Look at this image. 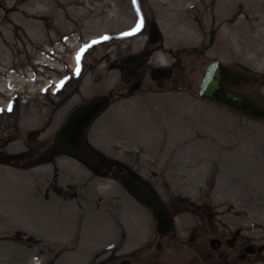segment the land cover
I'll use <instances>...</instances> for the list:
<instances>
[{
  "label": "rangeland",
  "instance_id": "1",
  "mask_svg": "<svg viewBox=\"0 0 264 264\" xmlns=\"http://www.w3.org/2000/svg\"><path fill=\"white\" fill-rule=\"evenodd\" d=\"M70 1L66 19L55 0H0V155L10 157L0 163V264H224L211 242L236 232L264 264V121L198 95L219 61L248 74L244 91L264 103V0ZM141 18L142 30L125 36ZM227 23L236 25L229 37ZM147 52L125 83L120 59ZM160 66L173 68L161 89L149 78ZM100 95L111 103L87 142L174 213L167 237L112 173L58 152L23 165L49 149L71 110ZM52 224L61 238L48 237ZM78 236L90 254L67 248ZM45 242L65 248L50 253Z\"/></svg>",
  "mask_w": 264,
  "mask_h": 264
},
{
  "label": "water",
  "instance_id": "2",
  "mask_svg": "<svg viewBox=\"0 0 264 264\" xmlns=\"http://www.w3.org/2000/svg\"><path fill=\"white\" fill-rule=\"evenodd\" d=\"M160 39L161 34L157 24L151 22L148 26V43L155 45ZM149 55L150 52L126 56L120 59V64L127 69H135L142 65ZM172 75L173 68L160 66L149 70V78L159 89L165 86L166 81ZM100 76L97 74L94 82H98ZM127 78V74H124L125 83L128 82ZM250 83L251 77L240 69L213 61L202 74L198 85V95L203 101L225 108L249 121L261 123L264 121V103L244 91ZM111 98L107 95L94 96L77 105L54 134L49 149L44 154L26 161L23 165L26 167L39 160H48L52 153L58 152L79 160L98 175L112 173L122 184L124 190L150 211L158 236L167 237L173 232L174 226L171 213L165 204L149 186L138 180L135 174L123 171L121 167L116 166L115 161H103L87 142V135L92 124L109 108ZM39 135V130L28 131L26 139L33 142ZM9 161L8 156L0 155V163L8 164ZM121 264H130V262L122 260Z\"/></svg>",
  "mask_w": 264,
  "mask_h": 264
},
{
  "label": "flooded vegetation",
  "instance_id": "3",
  "mask_svg": "<svg viewBox=\"0 0 264 264\" xmlns=\"http://www.w3.org/2000/svg\"><path fill=\"white\" fill-rule=\"evenodd\" d=\"M120 67L121 69H123L124 73L127 74V76H129L132 73V71L135 70V69H127L122 66ZM239 235L240 233L236 232L226 239L216 238L214 242L213 241L211 242V245L209 243L211 251L219 255L221 262H223L224 264L258 263V261H255L258 256V249L255 246L250 245L249 242L246 243L243 240L241 241Z\"/></svg>",
  "mask_w": 264,
  "mask_h": 264
},
{
  "label": "bare ground",
  "instance_id": "4",
  "mask_svg": "<svg viewBox=\"0 0 264 264\" xmlns=\"http://www.w3.org/2000/svg\"><path fill=\"white\" fill-rule=\"evenodd\" d=\"M72 5H73V2H71L70 0H55V6H58L60 8L62 7V11H59L60 12L59 14L62 16V18H66L63 16H67L69 14L70 9L72 10ZM63 6H64V8H63ZM57 14H58V12H57ZM62 18H60V20H62ZM214 25H215L214 22H212L211 28H213ZM235 29H236V25H229L227 23L224 26L223 30L226 33V35L229 37L232 35V33ZM71 46H73V44H71ZM159 63L164 64V60L160 59ZM3 90H4V86L0 85V92H2ZM46 233H47L48 237L51 239H59L65 234V230L60 228L57 224H52V225H48V227L46 228ZM79 237L80 236H78V239L75 240L74 242H72L71 245H68L67 248H69V249L72 248V250H74L77 254H90V250L85 247V244H83L82 241L79 244V241H78V240H80ZM45 243H46V246L48 247L47 252H50V253L55 254V253H58L60 251H63V249L65 248V246L63 244H59V243H55V242H52V243L45 242Z\"/></svg>",
  "mask_w": 264,
  "mask_h": 264
},
{
  "label": "snow or ice",
  "instance_id": "5",
  "mask_svg": "<svg viewBox=\"0 0 264 264\" xmlns=\"http://www.w3.org/2000/svg\"><path fill=\"white\" fill-rule=\"evenodd\" d=\"M134 2H135V0H134ZM143 26H144V21H143V18H141V19H139L138 22L136 23L134 29H133L131 32L125 33L124 35H125V36H129V35L136 34V33L140 32V31L142 30ZM103 39L106 40V39H108V37H104ZM92 43L95 44V43H98V41H93ZM90 46H91V45H86L84 48H82V49L80 50V52H79V53L77 54V56H76V63H77V69H76V71H77V74L79 73V63H80V60H81V58H82V56H83V53H84V52L86 51V49H87L88 47H90ZM10 107H11V106H9V110H10Z\"/></svg>",
  "mask_w": 264,
  "mask_h": 264
}]
</instances>
